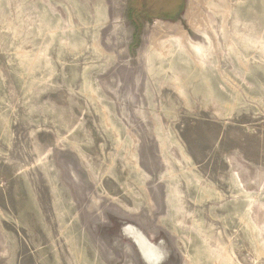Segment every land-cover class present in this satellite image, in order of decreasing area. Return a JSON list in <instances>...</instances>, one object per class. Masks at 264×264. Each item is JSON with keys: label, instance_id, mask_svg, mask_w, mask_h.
Here are the masks:
<instances>
[{"label": "rangeland", "instance_id": "obj_1", "mask_svg": "<svg viewBox=\"0 0 264 264\" xmlns=\"http://www.w3.org/2000/svg\"><path fill=\"white\" fill-rule=\"evenodd\" d=\"M0 264H264V0H0Z\"/></svg>", "mask_w": 264, "mask_h": 264}, {"label": "bare ground", "instance_id": "obj_2", "mask_svg": "<svg viewBox=\"0 0 264 264\" xmlns=\"http://www.w3.org/2000/svg\"><path fill=\"white\" fill-rule=\"evenodd\" d=\"M150 250H154L153 248H151Z\"/></svg>", "mask_w": 264, "mask_h": 264}]
</instances>
